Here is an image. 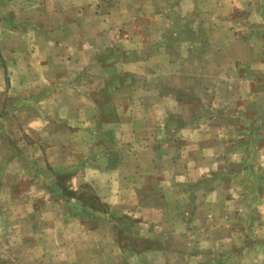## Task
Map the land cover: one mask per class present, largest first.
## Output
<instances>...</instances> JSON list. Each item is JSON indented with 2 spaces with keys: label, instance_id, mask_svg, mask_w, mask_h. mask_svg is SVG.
<instances>
[{
  "label": "rangeland",
  "instance_id": "1",
  "mask_svg": "<svg viewBox=\"0 0 264 264\" xmlns=\"http://www.w3.org/2000/svg\"><path fill=\"white\" fill-rule=\"evenodd\" d=\"M146 1L0 0V264H264V28L235 8L205 16L208 0L187 15L181 0ZM143 37L163 48L143 53ZM209 39L228 46L206 51ZM139 54L157 57L153 75L126 69ZM138 121L158 150L141 156L139 198L114 208L78 170L93 136L125 141L119 127ZM187 122L226 159L210 176L203 147L185 173ZM109 147L118 164L124 146L97 153ZM205 183L226 186L227 209L218 193L205 209ZM220 213L228 224L205 223Z\"/></svg>",
  "mask_w": 264,
  "mask_h": 264
},
{
  "label": "crops",
  "instance_id": "2",
  "mask_svg": "<svg viewBox=\"0 0 264 264\" xmlns=\"http://www.w3.org/2000/svg\"><path fill=\"white\" fill-rule=\"evenodd\" d=\"M197 1L199 0H181L180 5L177 7L178 11L181 12L183 9L185 12L184 14H191L195 9H197ZM201 1V0H200ZM206 1V0H202ZM145 2V0H144ZM145 7H150L154 5V0H147ZM212 2L213 7L210 8H204L202 5V12L203 15H208L209 17L211 14H213L216 17H223V16H229L232 12V9L235 8L236 11L248 12V14H252L253 16H256L259 22L258 27L264 28V0H208V3ZM210 6V5H209ZM210 11L208 13L207 11ZM207 12V13H206ZM183 15V12L181 13ZM261 23V24H260ZM262 25V26H261ZM146 30V28H143V31ZM172 31V30H169ZM174 32V31H172ZM208 35L211 34V29L207 30ZM168 36V35H167ZM166 36V37H167ZM149 37H143V39L139 42L140 45L138 46V49L141 48L142 52L144 53L147 49H157V48H163V43L165 41L159 40H150L148 41ZM166 39V38H165ZM210 41L207 42V45L205 42L201 43L204 44L208 50H211L212 46L215 44L219 45V48L222 49L228 46V43L222 42L221 40L216 43L212 42V39H209ZM188 42V41H187ZM201 41H193L194 46H191V49L196 48L195 44L200 43ZM212 42V43H211ZM168 43L171 44V42H167L165 46H168ZM192 44V42H191ZM137 48V47H133ZM141 52V54H142ZM139 56L129 60L125 63L126 69L130 71L131 73H139V75H153L152 71L149 70L151 68V65L153 63V60H156V56L148 57L146 55ZM235 59V57H234ZM239 58H237L238 60ZM241 64V63H239ZM245 65H248L247 63ZM223 79H228L227 77H224ZM146 93V91H145ZM140 95V94H139ZM141 97V95H140ZM126 109V107H125ZM127 111V110H125ZM94 118V116L92 117ZM166 127H163V130H168L169 127L165 125ZM121 129V130H120ZM119 130L123 132L125 135L129 136L127 140H116V136L107 137L106 140L100 141V137L93 136L92 139L89 140V142L92 143L91 148L89 149L90 152H92V155L90 157V162H87L84 160L83 167L78 170V176H77V182H87L90 183L95 191L103 198V200L107 203H111L114 208H121V207H128L129 203L127 201V196L130 194L133 195L135 199L139 198V194L144 191V184L141 182V176L147 173H144L142 171V157L149 151H157V139L153 137L150 133L148 134V128L143 127L141 123L138 121L136 124L134 122H125V124H122L121 128L119 127ZM201 128L197 126V123L193 122H187L184 127H182L181 132L183 134H186L187 136V143L185 146H188V161L190 162L189 169L185 171L186 174L189 176H195L198 169L201 167L199 161L203 158V167L205 171V176H210L212 174V165L213 163L218 159L215 158L217 155L215 154V150L217 148L215 145L213 146V140H210L207 135L204 134L203 138L199 137L196 139V135L199 133ZM119 131V132H120ZM167 135V133L165 134ZM176 138H173V141H175ZM203 143V145H202ZM106 146H114L116 144H122L125 148L123 155L121 154L119 163L115 164L114 156H115V150L113 148L106 151L105 154L101 157V154L97 153V146L104 145ZM96 146V147H94ZM128 147V149H126ZM203 147V154L202 158H197L201 155L197 149H200ZM148 148V149H147ZM130 149V150H129ZM122 150V149H121ZM258 153L261 150V156L262 159H264V145L261 148L259 145H257ZM96 152L93 154V152ZM130 153L132 157L127 156V153ZM223 155V154H222ZM220 156V154H219ZM222 157V156H221ZM132 159V160H129ZM158 157L156 154L152 157L151 162L155 166V163L157 162ZM219 162L221 160L226 162L225 158H219ZM124 162V164L122 163ZM129 162H132V165L129 166ZM222 164V163H221ZM198 168V169H197ZM154 175H156V171L152 172ZM180 174V173H179ZM134 178H137L138 181H136ZM154 188V187H153ZM151 187L149 189L150 192H155L157 189L153 190ZM223 189H226V186L222 185V183H219L218 185H215V187L212 188V186H209L205 183L204 187L202 188L203 194H204V200L207 203L205 209H208V203L209 201H212L213 197L215 199V194L218 193L219 197L221 198L219 209L225 210L227 209L226 204H222L223 201H227L226 197L223 196L222 198V191ZM146 191V190H145ZM131 197V198H133ZM264 198V197H262ZM261 198V199H262ZM215 201V200H214ZM260 203V204H259ZM258 207L261 209V212L264 215V199L259 200ZM176 207V206H175ZM132 208H142L140 204H136L135 206L132 205ZM178 208H181L178 206ZM206 218L205 223L206 224H212L214 223V219L217 220L218 218V224L219 225H226L228 224V216L227 214L222 215L220 213L219 217L213 216L212 214H206L204 216ZM138 224L142 225H149L146 223V220L139 221ZM165 224V223H164ZM150 224L149 226H151Z\"/></svg>",
  "mask_w": 264,
  "mask_h": 264
}]
</instances>
